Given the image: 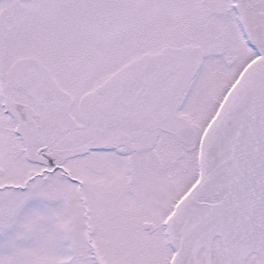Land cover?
Masks as SVG:
<instances>
[{"label": "snow or ice", "instance_id": "snow-or-ice-1", "mask_svg": "<svg viewBox=\"0 0 264 264\" xmlns=\"http://www.w3.org/2000/svg\"><path fill=\"white\" fill-rule=\"evenodd\" d=\"M0 264H264V0H0Z\"/></svg>", "mask_w": 264, "mask_h": 264}]
</instances>
